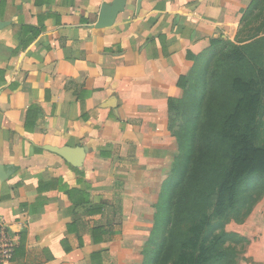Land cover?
I'll list each match as a JSON object with an SVG mask.
<instances>
[{"label": "crops", "instance_id": "crops-1", "mask_svg": "<svg viewBox=\"0 0 264 264\" xmlns=\"http://www.w3.org/2000/svg\"><path fill=\"white\" fill-rule=\"evenodd\" d=\"M123 3L97 28L104 4ZM252 0H0L9 264H146L179 155L168 100Z\"/></svg>", "mask_w": 264, "mask_h": 264}, {"label": "trees", "instance_id": "trees-1", "mask_svg": "<svg viewBox=\"0 0 264 264\" xmlns=\"http://www.w3.org/2000/svg\"><path fill=\"white\" fill-rule=\"evenodd\" d=\"M262 1L252 0L233 39L212 40L205 59L195 65L189 76L179 78L177 86L183 91V98L168 100L169 129L179 145L173 176L179 170L182 158L181 144L174 128L184 114V101L190 95L191 84H202V98L207 96L204 93L207 91L217 96L224 95L230 101L216 131L221 142L229 143L230 156L215 165L201 166L205 177L214 172L216 184L213 182L200 190L196 185L193 198L186 195V185L183 186L182 181L175 186L170 206L173 214L178 216L187 212L189 215L194 211L196 217L190 220L187 230L181 226L174 227L171 222V227L177 232L173 238L175 250L170 264H236V251L229 243L239 244L244 239L225 232L221 221L228 220L237 212L239 195L246 181L256 176L264 178V146L255 145L249 125L258 115L264 89V53L260 52L264 37L256 40L264 26L255 36L241 38L245 24L258 11ZM221 165L223 169H220ZM163 194L164 191L161 198ZM155 237L152 242L156 248Z\"/></svg>", "mask_w": 264, "mask_h": 264}, {"label": "rangeland", "instance_id": "rangeland-1", "mask_svg": "<svg viewBox=\"0 0 264 264\" xmlns=\"http://www.w3.org/2000/svg\"><path fill=\"white\" fill-rule=\"evenodd\" d=\"M264 26V0L257 12L249 17L244 26L242 39L257 34L258 29ZM264 37V30L256 35V40ZM253 40H250V42ZM264 53V40L260 43ZM202 84L192 83L190 95L184 101V114L175 125L174 132L181 144V163L172 180L167 184L163 197L157 200L158 229L155 237L157 243L146 264H170L175 243L173 238L177 230L174 227L190 228V220L196 215L194 211L175 216L170 208L175 195V186L180 181L186 185V195L193 198L195 186L208 187L216 180L214 172L203 175L201 166L215 165L230 156V145L221 142L216 131L220 127V117L229 107L230 101L214 92H204L202 98ZM255 145L264 146V89L262 91L261 106L255 121L249 124ZM223 169V166H220ZM205 177V178H204ZM214 184H216L214 182ZM170 208V210H169ZM210 212V211H209ZM226 221H221L223 230L233 233L244 239L239 244L229 243L236 251V264H264V178H249L239 195L237 212ZM199 219V218H197ZM173 226L171 227V222ZM222 228V227H221ZM233 242V238L232 241Z\"/></svg>", "mask_w": 264, "mask_h": 264}, {"label": "built area", "instance_id": "built-area-1", "mask_svg": "<svg viewBox=\"0 0 264 264\" xmlns=\"http://www.w3.org/2000/svg\"><path fill=\"white\" fill-rule=\"evenodd\" d=\"M17 236L5 220L0 219V264H9L14 257Z\"/></svg>", "mask_w": 264, "mask_h": 264}, {"label": "water", "instance_id": "water-1", "mask_svg": "<svg viewBox=\"0 0 264 264\" xmlns=\"http://www.w3.org/2000/svg\"><path fill=\"white\" fill-rule=\"evenodd\" d=\"M123 8V3L115 2L113 5L104 4L101 8L99 22L97 28L109 27L113 24L116 15ZM1 25V24H0Z\"/></svg>", "mask_w": 264, "mask_h": 264}]
</instances>
